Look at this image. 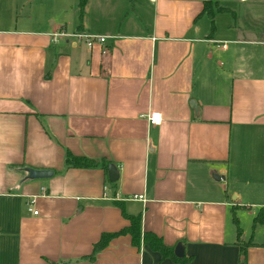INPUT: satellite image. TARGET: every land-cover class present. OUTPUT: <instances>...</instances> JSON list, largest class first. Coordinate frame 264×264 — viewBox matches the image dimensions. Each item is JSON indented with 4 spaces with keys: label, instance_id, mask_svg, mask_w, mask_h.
I'll use <instances>...</instances> for the list:
<instances>
[{
    "label": "crops",
    "instance_id": "0c3cea01",
    "mask_svg": "<svg viewBox=\"0 0 264 264\" xmlns=\"http://www.w3.org/2000/svg\"><path fill=\"white\" fill-rule=\"evenodd\" d=\"M14 1L37 14L11 23ZM88 2L0 0V264H178L126 234L80 258L128 224L115 201L189 264H238V241L251 242L245 264H264V222L251 225L264 211V23L210 32L202 0H109L99 28ZM67 10L72 30L55 17ZM61 29L105 38L52 41ZM65 150L106 159L115 183L64 166Z\"/></svg>",
    "mask_w": 264,
    "mask_h": 264
},
{
    "label": "trees",
    "instance_id": "16d2710c",
    "mask_svg": "<svg viewBox=\"0 0 264 264\" xmlns=\"http://www.w3.org/2000/svg\"><path fill=\"white\" fill-rule=\"evenodd\" d=\"M220 0H202V7L196 17L205 14L210 20V32L213 31V16L215 12H229L233 16L234 11L222 7L219 5ZM86 0H78V8L81 13L82 8ZM110 164L104 158H93L85 155H74L70 151L65 150L64 153V166L72 167H100L103 169L104 173L107 172V166ZM108 184L113 185L115 181H106ZM120 209L121 215L128 220V224L115 230V231H105L100 233L98 239L94 241L91 245V250L88 254L81 256L80 258L87 259L89 261L93 260L96 253L104 248L108 242L119 235H128L130 243L133 246H138L140 243L146 245L149 249L157 251L162 258L168 257L178 264H189V256L182 255L177 257L173 253V248L164 244L161 237L153 233L152 231H141L140 227V215L139 214H129L124 211L123 205L119 201L114 202ZM231 219L235 224L236 235L239 237L241 234L240 227L238 225L237 217L235 216L234 209H231ZM264 222V211L262 208L255 214L252 218V227L256 223ZM251 244L250 241L242 242L238 241V264H245V253L246 247Z\"/></svg>",
    "mask_w": 264,
    "mask_h": 264
},
{
    "label": "rangeland",
    "instance_id": "374dc122",
    "mask_svg": "<svg viewBox=\"0 0 264 264\" xmlns=\"http://www.w3.org/2000/svg\"><path fill=\"white\" fill-rule=\"evenodd\" d=\"M109 0H89L88 2V12L86 13V17L88 20V23L90 26L104 28L103 24L101 23L98 18H101L103 20V17L100 16L101 13H103L106 9V4ZM220 4L226 6L230 10L234 11L236 14V19H234L231 15V13H222L215 15L216 18L213 16V27L215 28V24H218V27L221 30L226 29L227 20L228 21H236L238 26L244 27L242 25H247L250 22L255 23H264V0H243L242 2H239V0H220ZM9 8L8 13L10 17V22L12 23L17 19V22L20 23L22 19H24L27 15L31 13L35 16L37 14V8L39 7L38 2H32L30 5H27L26 3H16L15 1L8 5ZM112 11V10H111ZM42 12V11H41ZM114 15H118V12H114ZM4 15V13H3ZM77 16H79V12L77 13ZM55 17L59 18L58 22H66V26L72 30V24L73 22H77V19L74 16V13L72 11L69 12L67 10L66 12L59 11L57 14H55ZM224 19H227L224 21ZM203 21H207V18H203ZM210 23V22H208ZM74 31H70L67 33H72ZM241 227H244L245 229L250 223L249 217L246 213L243 212L241 217Z\"/></svg>",
    "mask_w": 264,
    "mask_h": 264
},
{
    "label": "built area",
    "instance_id": "2783aa9c",
    "mask_svg": "<svg viewBox=\"0 0 264 264\" xmlns=\"http://www.w3.org/2000/svg\"><path fill=\"white\" fill-rule=\"evenodd\" d=\"M59 37H69L74 39L75 41H82L84 42L87 46H91L92 43L97 42V43H102L104 41L105 36L104 35H99V34H90V33H84V32H72V33H67L64 30H55L50 33V38L52 41H55ZM145 117L147 121L150 124H159L161 121V115L158 111L155 110H150L145 114ZM107 188V185H103V194ZM138 198H141L140 195H138ZM27 210L31 211L32 213H36V210H33L30 206V203L27 204Z\"/></svg>",
    "mask_w": 264,
    "mask_h": 264
},
{
    "label": "water",
    "instance_id": "95a60500",
    "mask_svg": "<svg viewBox=\"0 0 264 264\" xmlns=\"http://www.w3.org/2000/svg\"><path fill=\"white\" fill-rule=\"evenodd\" d=\"M191 104L194 105V102L191 101ZM28 171V177L31 178H41L46 177L51 174L50 170L47 169H27ZM118 176V172L113 164H108L107 166V178L109 181L116 180ZM215 178H218L216 175H214ZM173 253L177 257H181L183 253V245L180 242H177L173 247Z\"/></svg>",
    "mask_w": 264,
    "mask_h": 264
}]
</instances>
